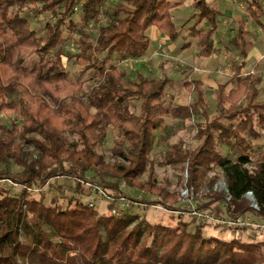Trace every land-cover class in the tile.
Returning <instances> with one entry per match:
<instances>
[{
    "label": "trees",
    "instance_id": "trees-1",
    "mask_svg": "<svg viewBox=\"0 0 264 264\" xmlns=\"http://www.w3.org/2000/svg\"><path fill=\"white\" fill-rule=\"evenodd\" d=\"M108 2L0 0V116L19 118L0 120V181L21 186L18 193L0 189V264H264L263 240L206 236L201 228L189 230V223L140 220L130 209L100 213L77 195L65 207L60 199L52 203L39 195L65 178L82 195H89V182L115 199L139 202L120 187L139 181L156 196L148 202L156 204L169 196L157 185L156 165H187L194 184L219 168L235 204L233 216L254 211L264 218L263 76L242 74L235 66L228 78L234 86L227 90L229 82L219 83L214 92V114L202 79L185 80L193 100L175 104L167 92L172 78L142 72L133 77L123 65L145 55L151 26L172 40L181 36L173 3L115 0L107 9ZM245 4L247 16L264 30L262 2ZM195 7L188 36L196 39L199 56L210 57L219 50L215 36L224 14L207 0H195ZM40 14L50 18L33 27V16ZM235 23L238 32L225 45L245 57L248 19ZM70 63L79 67L77 74ZM177 122L193 125L199 144L170 143L157 160L159 140ZM110 131L113 165L98 151ZM27 144L36 153L31 160L24 156ZM248 192L258 210L245 203Z\"/></svg>",
    "mask_w": 264,
    "mask_h": 264
},
{
    "label": "rangeland",
    "instance_id": "rangeland-1",
    "mask_svg": "<svg viewBox=\"0 0 264 264\" xmlns=\"http://www.w3.org/2000/svg\"><path fill=\"white\" fill-rule=\"evenodd\" d=\"M264 7V0H260ZM172 14L173 18L177 17H191L193 14V8L187 5H183L181 8H175V2L172 1ZM115 4V0H109L105 8L111 9ZM236 11L243 12L240 2L236 1L233 6ZM50 18V14H40L38 16H33L32 26L33 27H42L47 19ZM179 22V21H178ZM204 24V23H203ZM203 24L201 26H203ZM192 25V23H191ZM179 29L183 34L186 33V26L178 25ZM236 29V34L238 32V26L234 25ZM229 28V27H227ZM246 29V38L247 45L250 48L252 45L260 48V52L264 54V30L255 22L253 19H250L245 27ZM228 30V29H227ZM226 28L222 26L217 32L215 39L216 41L220 38H224L225 43L229 45L230 40H232L231 34L224 35ZM95 35V32H92ZM157 43V54L154 52V43H151L147 49L145 55L141 60L123 62L127 70H130L132 76L136 77L137 72H142L146 75L153 77H165L169 76L174 79V83H171L168 88V98H173V102L177 103L176 98L181 102L185 101L191 93L189 94L183 88V82L187 79L198 78L202 79V75H211V71L218 69L216 74H213L215 79L219 83L229 82V77L225 74L224 68L222 69V61H218L211 58H205L198 55V46L196 44V39L192 36H183L172 40L168 38H163ZM166 43L167 54H165L162 49L163 46L160 44ZM233 53V51L228 52ZM161 59L163 61V68L156 67V61ZM132 60V59H131ZM222 60V59H221ZM227 63V60L224 61ZM252 65L246 63L248 66H254V61L250 62ZM146 64V65H145ZM245 64V66H246ZM178 65H184L187 67V72L181 71V69L176 68ZM202 66H207L208 70H203ZM79 67L73 63H70V70L72 75L78 73ZM150 70L152 72H150ZM211 70V71H210ZM210 71V74H209ZM259 73L263 76V81L260 85L262 89L261 99H264V58L261 59V62L257 63L252 70L248 73ZM216 75V76H215ZM203 80V79H202ZM233 83L232 81L229 82ZM212 85L214 83H211ZM229 84L227 88H229ZM234 85V84H233ZM208 87V86H207ZM207 90V97L209 102L210 111L212 114L217 111V102L215 99V91ZM228 90V89H227ZM230 90V89H229ZM186 94V95H185ZM186 96V97H185ZM176 97V98H175ZM183 97V98H182ZM193 99V95L190 97V101ZM134 109L138 111L137 106H134ZM1 122L10 123L11 121H19L18 116L11 115L6 116L2 114L0 116ZM172 120H169L171 124ZM170 126V125H168ZM196 129L190 123L182 124L177 122L172 131L165 132V140L163 137L159 140L161 146L155 148V157L157 160H162L161 153L167 149L170 143L176 142L178 140H186L190 145L199 144L198 141L194 140L196 136ZM72 139V138H71ZM158 141V140H157ZM114 144V133L109 132L107 139L104 144L98 149V151L105 156V161L109 164H115L116 158L111 153L112 146ZM225 153L228 151L224 150ZM231 153V152H229ZM24 156L28 160L35 158L36 153L32 145H25L24 147ZM14 171H18V167H13ZM157 178V185L161 186V190L169 194L168 200H162L161 203H149L148 201L156 198L153 193L148 192L145 189H142L140 182L137 181L133 185H128L126 182L122 181L121 188L128 195H131L135 198H138L140 201L135 202L132 199H128V210L130 209L133 213L140 214V220L145 219L150 222H164L166 224H183L189 223V230L194 231L196 228H201L203 233L206 236H215L223 238L226 240L232 238H238L242 241H264V218L259 216L254 211H248L245 214H240L233 216L232 211L235 208L231 196L228 194L227 182L225 180L224 174L219 168L208 171L207 178L202 181H196V183H191V173L189 167H174L172 165H156L155 173ZM147 174L141 182L147 179ZM214 180V181H212ZM59 186V188H58ZM86 190L88 185H85ZM0 189H10L13 192L18 193L21 190V186L11 183L8 180L0 181ZM39 195L47 201L54 203L57 199H60L63 206L65 207L71 195H77L82 197L83 201H89V195H82V193L77 192L75 184L69 179L60 178L56 180V183L53 181L52 184L47 186L43 190H38ZM109 194V193H108ZM110 195V194H109ZM217 196H221L223 200H216ZM127 198V197H126ZM96 210L100 213H108L112 210L109 203H119L120 199L114 198L110 195L106 197L96 196ZM121 202L123 200H120ZM245 203L249 206H252L254 209H259L258 204L255 201V197L252 194L245 195ZM120 202V203H121ZM124 202V201H123ZM112 213V212H111ZM26 264H39L37 262L26 263Z\"/></svg>",
    "mask_w": 264,
    "mask_h": 264
},
{
    "label": "crops",
    "instance_id": "crops-1",
    "mask_svg": "<svg viewBox=\"0 0 264 264\" xmlns=\"http://www.w3.org/2000/svg\"><path fill=\"white\" fill-rule=\"evenodd\" d=\"M171 2L174 1L176 2L178 5L175 8L178 7H182L183 5H187L189 7L193 8V14L191 15V17H177L174 18V21L177 25V28L179 29L178 25L180 22V26L184 27L186 26V33H188L189 27L191 26V23H193V17L197 12V8L195 7V0H170ZM209 2V4L219 10H221L224 14V18L222 20V24L220 27L224 26L226 28V31H224V35L226 36L227 34L229 35V33L231 34V37L234 36L236 34V29L234 27V25H236L235 20H240L242 18H247L248 21L251 19L250 17L247 16L246 12H245V0H207ZM236 1L240 2V6L243 9V12H238L236 11V9L233 7L236 3ZM173 8H171V12H172ZM179 21V22H178ZM207 26L206 23L203 24V26ZM229 27V28H227ZM183 29L182 28V34L183 36H188V35H184L183 33ZM228 29V30H227ZM148 34L151 38V43H154V52L157 54V43H159L158 41L163 38H166V40L169 38L167 35L163 34L159 28L157 26H151L148 30ZM225 40L224 38H220V43H219V50H217L212 56L210 57H205V58H211L213 57L214 59L218 60V61H222L223 63L221 64L222 69L224 68L225 70V74H227L228 76H232L235 73V66L241 67V73L242 74H246L248 73L250 70H252V68L259 62H261V59L264 58V54L260 52V48L256 47V45H252L250 48H248L247 45V55L245 57H242L241 54L238 51H233V53H228V49L225 45ZM150 43V44H151ZM164 44H161V46H163L164 48L162 49V51L165 52V54H167V50H166V43L163 42ZM143 57V56H142ZM137 58V59H133V60H127V62L129 61H137V60H141V58ZM203 57V56H201ZM222 59V60H221ZM227 60V63H225L224 61ZM254 61V66H248L249 64H253L250 62ZM248 63V65L246 64ZM156 67L159 68H163V66H165L163 64V61H161V59L156 61ZM246 64V66H245ZM146 65V64H145ZM242 65V66H241ZM176 68L181 69V71H185V74L187 72V67H185L184 65H178ZM203 70H208L207 66H202ZM218 69H215V71H211V75H202V79L204 81V87L205 88H209L210 91H215L216 88L218 87L219 82L217 81V79H215L213 74H216L218 72ZM209 71V74H210ZM150 72H152L150 70ZM144 74V73H143ZM146 75V74H144ZM149 77H153L150 75H146ZM216 76V75H215ZM134 77V76H133ZM171 78V77H170ZM173 83H174V79ZM211 83H214L213 85ZM208 86V87H207ZM233 83L229 84V88H227L228 90L231 89L233 87ZM187 91V90H185ZM188 92V91H187ZM190 94V92H188ZM186 95V94H185ZM192 95V94H191ZM191 95L186 99L184 102H181L178 100V97L176 98L177 103L175 104H180V105H187L190 101V97ZM186 97V96H185ZM183 98V97H182Z\"/></svg>",
    "mask_w": 264,
    "mask_h": 264
},
{
    "label": "built area",
    "instance_id": "built-area-1",
    "mask_svg": "<svg viewBox=\"0 0 264 264\" xmlns=\"http://www.w3.org/2000/svg\"><path fill=\"white\" fill-rule=\"evenodd\" d=\"M161 46V44H160ZM84 185H88V186H91L90 187V190H91V193H90V199L88 201V204L95 208L96 207V196H100V197H106L108 196V198L110 197V195L107 193L106 190H104L102 187H99V186H93L92 184H90L89 182H85ZM248 194H251L252 195V192H248ZM120 200H123L122 202L119 200V203H114V206L112 207V210L111 212L115 215H121L123 214V212L127 211V207L129 206L128 205V199L125 197V196H122L121 198H119ZM116 200V199H115ZM121 202V203H120Z\"/></svg>",
    "mask_w": 264,
    "mask_h": 264
}]
</instances>
